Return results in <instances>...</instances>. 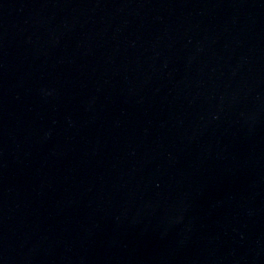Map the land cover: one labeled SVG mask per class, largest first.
Returning <instances> with one entry per match:
<instances>
[{"label": "water", "instance_id": "water-1", "mask_svg": "<svg viewBox=\"0 0 264 264\" xmlns=\"http://www.w3.org/2000/svg\"><path fill=\"white\" fill-rule=\"evenodd\" d=\"M0 264H264V0H0Z\"/></svg>", "mask_w": 264, "mask_h": 264}]
</instances>
